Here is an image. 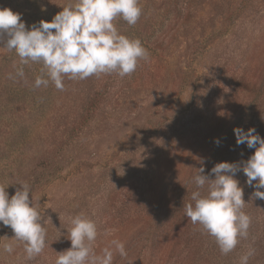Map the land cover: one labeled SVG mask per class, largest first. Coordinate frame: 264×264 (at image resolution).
<instances>
[{
    "label": "rangeland",
    "instance_id": "obj_1",
    "mask_svg": "<svg viewBox=\"0 0 264 264\" xmlns=\"http://www.w3.org/2000/svg\"><path fill=\"white\" fill-rule=\"evenodd\" d=\"M73 2L0 0V8L20 13L30 30L42 20L51 22ZM139 4L142 15L135 25L120 17L113 21L120 34L138 38L148 52V59H140L124 77L115 72L84 80L65 76L63 90L51 81L36 87L43 65L30 61L19 77L20 58L0 47V186L11 197L27 183L47 231L43 252L27 259L23 243L9 240L14 232L0 223V245L14 247L12 254L0 248V264H55L56 252L71 247L70 217L81 213L97 223L95 252L117 239L127 255L114 251L113 264H148L145 249L138 246L152 225L147 208L153 194L154 207L178 210L183 177L190 183L196 174V163L185 154L200 144L234 97L258 93L264 79V0ZM225 130L222 122L211 132L226 135ZM227 149L241 165L255 152L250 148L247 153V145L236 142ZM236 176L244 195L252 194L243 171ZM259 203L249 206L253 234L237 244L231 264H239L264 226V200ZM182 237L155 264L175 260ZM260 251L248 264H264Z\"/></svg>",
    "mask_w": 264,
    "mask_h": 264
},
{
    "label": "clouds",
    "instance_id": "obj_2",
    "mask_svg": "<svg viewBox=\"0 0 264 264\" xmlns=\"http://www.w3.org/2000/svg\"><path fill=\"white\" fill-rule=\"evenodd\" d=\"M141 15L139 0H74L63 6L51 22L42 20L29 30L20 13L4 7L0 8V47L14 51L20 58L21 66L16 70L19 77L24 76L23 65L30 61L43 65L44 75L35 79L36 87H47L51 81L63 90L65 76L84 80L115 72L124 77L136 70L140 59H148V52L138 38L120 34L113 21L120 17L128 25H135ZM255 131L234 128L236 144L255 148L254 154L242 165L217 163L209 175L200 167L191 180L196 187L191 202L184 205L185 215L214 237L225 255L236 248L240 239H247L251 224L250 216L242 211L246 202L235 178L238 171H243L246 184L254 189L252 195L264 200V191L260 190L264 189V138ZM20 186L11 197L0 186V223L14 232V237L8 239L23 243L26 258L33 259L45 248L46 221L37 210V203L30 199L29 185ZM69 223L67 239L71 247L56 252L55 264H113L114 251L122 258L127 255L124 244L117 239H112L99 254L95 252L98 226L83 213L70 217ZM0 248L8 254L14 252L13 243H3ZM253 255L250 247L241 255L239 264H248Z\"/></svg>",
    "mask_w": 264,
    "mask_h": 264
},
{
    "label": "trees",
    "instance_id": "obj_3",
    "mask_svg": "<svg viewBox=\"0 0 264 264\" xmlns=\"http://www.w3.org/2000/svg\"><path fill=\"white\" fill-rule=\"evenodd\" d=\"M189 1L191 2L192 0ZM185 5H187V3H185ZM182 18L183 17H181V19ZM262 66L264 67V63ZM236 97L233 98V103L230 101L231 105L221 109L225 112L219 110L221 115L213 121L207 132L204 131V135L200 137V139H202L200 144L197 145V147L190 153L185 154V157H188L187 161L190 160L191 162L196 163L194 166V171H196V173L200 167H204V174L209 175L211 173V169L217 163H237V160L233 158L234 156L227 151V148L233 146L234 142H236L234 128L240 127L245 131L249 128H255V134L264 138V79L258 87V93L255 96L246 95V97ZM222 122H224V126L226 127V135L221 134L222 132L218 134L215 131L211 132L214 127L218 125V123L220 124ZM221 125H219V131L221 130ZM215 143L218 145H216L214 154L210 155L211 147ZM249 151L250 148L247 149V153ZM244 153L242 155H244ZM248 155L251 156L252 154L249 152ZM198 161H200V163ZM210 178L214 179L215 175L211 174ZM235 178L238 181L241 180V177L239 176H235ZM183 179L185 180L184 184L186 187L182 194V198L178 201V210L172 211V207L167 210H164V206L154 207L153 198H155L154 195L156 192L153 194L150 199V202L152 203L147 208L149 210L148 214H152L150 216L152 225L150 226V230L147 232L145 238L139 242L138 250L144 248L147 255V263L155 264L168 249L173 248L171 246L173 241L176 239H183L182 235L184 233V242L182 246L178 248V252L175 254V260L173 259V261L169 264H203L204 262H207L206 264H231L232 258H235L237 255V253L234 254L237 247L227 255L223 254L220 251L215 238L203 230L201 225L193 224L190 218L185 215L184 205L191 202V193L196 190V187L193 183H188L187 177H183ZM161 180L157 187L161 186ZM187 183L188 185H186ZM261 191L264 190L261 189ZM245 197L250 199L249 205L247 204V200L243 197L246 201L243 211L246 214L249 211V206L252 207V205H260L258 202L262 201V199L259 200L252 194ZM174 215H181L182 219L174 221L172 218ZM259 229L258 225L256 230L258 231ZM250 230L251 224L248 233L253 234ZM256 238V241H253V244H251L250 247L254 249V254L256 253L255 257H258L261 252L260 250H264V226L261 227L259 235L256 236ZM243 240L244 239H240L238 244L240 245Z\"/></svg>",
    "mask_w": 264,
    "mask_h": 264
}]
</instances>
